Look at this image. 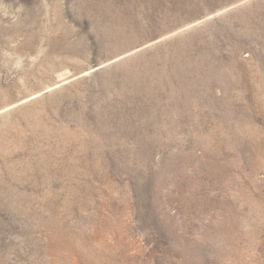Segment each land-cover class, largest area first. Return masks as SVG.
<instances>
[{"label":"rangeland","instance_id":"374dc122","mask_svg":"<svg viewBox=\"0 0 264 264\" xmlns=\"http://www.w3.org/2000/svg\"><path fill=\"white\" fill-rule=\"evenodd\" d=\"M0 264H264V0H0Z\"/></svg>","mask_w":264,"mask_h":264}]
</instances>
